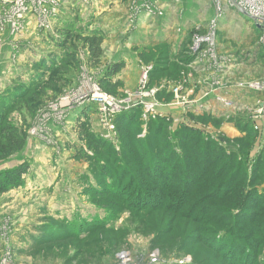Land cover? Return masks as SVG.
<instances>
[{
	"label": "rangeland",
	"instance_id": "1",
	"mask_svg": "<svg viewBox=\"0 0 264 264\" xmlns=\"http://www.w3.org/2000/svg\"><path fill=\"white\" fill-rule=\"evenodd\" d=\"M136 1L60 0V8L54 16H47L44 25L40 20L44 16L32 1L23 28L12 33L2 20L5 6L0 0V114L25 130L27 136L22 150L7 153L2 152L0 135V172L28 166L22 185L0 194V264H125L129 259L132 264H190L193 256L176 246L181 241L186 245L185 234L190 233L187 230L193 226L194 217L190 218L192 213L188 212L201 202L199 207L211 211L215 218L213 223L204 221L197 228L199 234H193L196 229L190 233L191 252H198L204 264H264V234H259L264 228L260 224L264 220V201H254L256 196H264V122L260 125L250 112L242 111L241 121L248 120L249 125L244 126L247 130L237 127L231 120L235 119L231 118L232 112L222 108L216 99L229 98L218 96L219 89L215 91L211 84L205 85L211 80L197 71L194 62L188 65L177 57L173 59L184 40L180 36L183 29L172 21L173 27L167 33L164 10L174 9L182 0H146L144 9L153 17L146 24L141 22L143 14L136 9ZM195 2L188 3V7ZM51 8L50 2L43 4V9ZM232 8L238 10L239 6L222 3L221 18ZM148 24L155 26L146 27ZM154 29L157 40L147 41ZM92 32L104 37L97 65L83 42ZM222 34L217 30V41L219 35L224 37ZM192 39L193 36L190 46ZM259 39L255 34L250 47L264 55L261 48H255ZM238 40L239 44L230 42L234 50L231 57L218 63L231 70L226 77H220L226 83L231 75L249 73L256 67L249 53L241 51L245 39ZM68 53L73 59H67ZM163 55L183 66L182 80L173 83L164 79L148 86L146 98L134 99L145 71L149 69L150 73ZM114 65L123 68L111 76ZM231 79L236 81L232 76ZM167 83L184 88L181 97L188 100L187 106L183 101L177 103L173 94L172 98H158L159 92L151 94ZM40 84L42 89L37 88ZM98 89L121 103L120 111L111 109L102 114L97 106L82 102L84 95ZM34 94L42 96L36 105ZM148 106L154 110L148 112ZM200 106L198 114L208 116L207 120L193 119L191 115L198 114L188 111ZM88 108L89 114L84 115ZM136 109L140 115L135 114L130 129L124 122L117 124V115ZM159 118L168 119L166 138L162 137L164 129ZM230 123L234 124L231 130L227 129ZM81 124L87 125L92 139L86 138ZM184 127L196 134L193 146L179 140L181 134L177 133ZM168 138L175 143L172 149L166 142ZM213 146L224 148L234 159L232 163H241L235 189L217 203L209 200H218L220 193L211 196L213 192L205 195L198 187L190 190L183 173L187 168L211 166L199 153ZM154 153L160 155L159 162L164 161V171L153 180L148 175V165H157ZM259 160L262 168L255 169ZM207 176L195 180L204 182ZM152 183L161 189L157 191ZM141 197H145V206L136 208L132 201ZM252 218L253 223L248 224ZM231 227H236L239 233L233 234L241 237H235V250L229 249L227 243L218 250L202 242ZM165 246L176 253H164ZM241 247L250 251V261H242Z\"/></svg>",
	"mask_w": 264,
	"mask_h": 264
},
{
	"label": "trees",
	"instance_id": "2",
	"mask_svg": "<svg viewBox=\"0 0 264 264\" xmlns=\"http://www.w3.org/2000/svg\"><path fill=\"white\" fill-rule=\"evenodd\" d=\"M194 33H195V30H192L187 34V36L184 38V40L180 43L179 48H177L176 54L174 55L173 59L176 60V57H177V59H180V61L182 63H187L188 65H190L194 62V56H192L190 54V50H189V46L191 44V38H192ZM219 36H221V35H219ZM83 42H84L85 48L88 49V51H89V54H90L92 61L94 62L95 65H97L100 62V59H101L102 54H103L102 45L104 42V37H102L100 34H98L96 32H92L90 35H88L87 37H85L83 39ZM181 56H185V59H182ZM73 57L74 56L72 54L68 53L67 59L71 60V59H73ZM122 68H123V65H114L110 70V75L115 76L116 74H118L121 71ZM182 72H185V69L183 68V66H181L177 61L175 63L170 62L168 56L163 55L161 58H159L157 60V62L153 66L152 71L149 73V85L148 86H150V87L155 86L158 83H160V81H162L164 79L169 80L170 82H173V83L180 82L182 80ZM37 88L42 89V85L41 84L38 85ZM157 96H158V98H160V97H171L172 98V94H169L167 91H161L158 93ZM34 97L36 98L34 105H36L39 101L42 100V96L39 94H34ZM88 111H89V108L83 114L88 115L89 114ZM135 114L140 115V112H138V110L136 109V110H132L131 112H127L125 115H121V114L117 115L116 116L118 118L117 124H120V121L124 122L127 129H130L131 125L133 124V120L135 119ZM204 116L191 115V117H193V119H197L198 121H204V120L208 119V116H205V117ZM202 117H204V118H202ZM117 118H115V119H117ZM242 119L243 118H241V117H237V118L231 119V120L237 125V127L241 126V128H243L242 130H244V129L247 130V128L244 126L249 125L248 124L249 121L247 120L246 122H243V121H241ZM167 120H168L167 118H159L157 120L159 125L162 126V129H164V131L161 130V133L163 135L162 137H164V138L167 137V132H168L167 129L169 128V126H168L169 123ZM158 123H156L155 125H158ZM81 127L83 128L82 132H84L87 135L86 138L92 139V135L89 133L90 130L87 128V125L81 124ZM0 130H1L0 135L2 137V142H3V151L2 152L7 151V153H14V152L22 150L25 147L26 142H27L26 131L10 124L7 120L6 115H3V114H0ZM159 130H160V128H159ZM180 134H181V136H180ZM194 134H195L194 131L190 130L189 128H185V127H184V129H182V131L180 130V132L177 133V135L180 136L179 140L183 144H187V145L191 144L192 146L195 142L194 139H196ZM193 137H195V138H193ZM250 137H251V134L248 136V138L251 141ZM166 142L171 149H172L171 145H173V146L175 145V143H172V140L170 138H168L166 140ZM202 148H204V150L207 149L206 146H202ZM205 152L199 153V154L200 155L202 154L201 158L204 159L203 161L205 163L208 162L207 165H211V166H206L203 169H201L199 167H195V168H191V169L190 168H187V169L184 168L185 172H183V173L186 174V177H185L186 180L185 181L188 184L187 188H190V190L192 189V187H198L199 189L202 190L201 193H203L205 195L206 194L211 195L210 193L213 192L211 196H214V195L216 196L217 193H220L218 196H216V198L218 200H215V198H212V200H209V202L214 201L215 203H217L219 201H223V198L226 195H229L233 191V189H235L233 187V184L237 180L236 177H237L238 172L240 171L241 163H237V162L232 163L231 160H234L232 158V156H228L226 154L225 149L220 148L218 146H213L212 150H208ZM174 153H177V152L175 151ZM170 154L173 155V152H170ZM157 155L158 154L154 153L153 158L157 162L156 166L159 165V167L148 165V168H149L148 169L149 170L148 175H149V177L153 178V180H154V178H157L155 175H158V174L162 173V171H164V169H163L164 163H162L164 161L159 162L160 157L158 158ZM158 156H160V155H158ZM144 159L146 160L148 158L145 157ZM160 160H163V159H160ZM260 160L256 164L255 169H258L259 165L261 164ZM176 164H178V161H176ZM234 165H237V167H235ZM209 167H211V168H209ZM259 168H262V167L260 166ZM178 169L180 170L179 167H175V170H178ZM27 173H28V166L27 165H22L20 167L11 169L9 171L0 172V194L6 193L8 191V189H10L11 187H18V186L22 185V179ZM202 175H205V176L208 175V176L206 177L204 182L197 183L196 180L198 179V177H200ZM224 175H226V178ZM195 178H196V180H195ZM217 181H218L217 185L214 186L213 183L214 182L216 183ZM152 184L155 186V189L157 191H159L161 189L158 187L157 184H155V183H152ZM206 188H208L209 191L204 190ZM211 188H212V190H211ZM119 190H122V188H119ZM185 191H186V189H185ZM183 193H185V192L183 191ZM185 194H187V193H185ZM122 195L119 197H122ZM145 197H141L140 199L133 200L132 202H133L134 206L136 208H143L145 206L144 205ZM187 197H188V194H187ZM206 197L208 198V196H205V198ZM237 198H235V200ZM163 199L165 200V198H163ZM129 201H131V199H129ZM254 201L257 204H261L260 201H264V196H256L254 198ZM201 203H203V202H201ZM148 204H151L152 206H154V208H156L155 203L149 201ZM170 204L171 203H169V205ZM200 204H198L196 207H193L192 211L190 209L191 212L190 211L188 212V215H189V213H192L190 218H192V216H194V217L192 218L193 226L191 227V229H189L187 231H190V233H191L192 231H194V229H196L195 233H193V234H197L198 232H200V230L197 228L199 226L204 225V221L207 220L208 223H211V221H212V223H213L214 218H215V214H211V211H206V208H200L199 207ZM221 209H223V208H221ZM249 215L247 217H250ZM258 217H259V215H258ZM223 219H225V218H223ZM253 221H254L253 218L248 219V224H252ZM234 223L236 224L235 221H234ZM260 224L264 225V220ZM234 232H238V231H236V227H231L228 230H226V228H225V229L221 230V232L212 234L209 239H204L202 242H204V244L207 247L212 248V249H218V250H221L223 248V244L227 243L229 249H231L233 251V250H235V249H233V247H235V248L238 247L236 245V243L234 242L236 239L235 237L239 238L238 240L241 239L239 234H237V236H236V234H233ZM190 233L185 234V236H188L186 245H185V242L181 241L180 244H178L176 247L177 248L181 247L182 249L188 251V253L193 256V261L190 264H204L205 259L201 258L198 252H191L190 251V248L193 247L192 244H190V238L192 235ZM259 234H264V228H262L260 230ZM176 235L177 234H172V236H174L175 239L177 238ZM179 235L181 236L184 234H179ZM160 236L161 235H159L158 237H160ZM231 237H233V238H231ZM155 243H157V242L155 241ZM244 245H246V244H244ZM187 248H189V250ZM240 250L242 252V255H241L242 261H245V260L250 261V259H249L250 258V256H249L250 251L248 249L244 250V248H242V247L240 248ZM164 251H165L164 253H166V252L173 253V254L176 253L172 249L168 250V246H165ZM255 260H256V258H255Z\"/></svg>",
	"mask_w": 264,
	"mask_h": 264
},
{
	"label": "built area",
	"instance_id": "3",
	"mask_svg": "<svg viewBox=\"0 0 264 264\" xmlns=\"http://www.w3.org/2000/svg\"><path fill=\"white\" fill-rule=\"evenodd\" d=\"M5 6V12L2 20H4L7 25L10 26L12 33L16 31H20L23 28L24 22L28 19V12H29V2L34 3L37 9L40 11L41 16H44L41 20L42 24L47 23V16L51 14L54 16L55 11L60 8V0H1ZM216 16L211 21L209 26L206 28L197 27L195 33L193 34L192 39V46H190L189 50L191 55L194 56V66L198 72L205 73L206 70L212 69L214 63L218 60V53L217 52V24L221 16L223 15L222 3L224 0H216ZM50 2L52 4L51 10L47 11L43 9V4ZM136 9L138 12L142 8L146 7V0H137L136 2ZM224 4V3H223ZM231 7L239 6V10H241L256 26L260 29V39H259V46L264 52V0H230L228 3ZM31 14V11H30ZM44 27V26H43ZM230 56H227V60ZM226 60V61H227ZM148 70L145 71V74L140 80L139 88L137 92L132 96L134 99L136 98H146L145 95L149 85V76ZM168 84V83H167ZM165 84L160 88H155L151 91V94L154 96L157 92L167 91L169 94H173L174 99L177 103L183 101L184 104L188 105V100L185 97H181V93L184 92V88L179 86H172V84ZM166 85L168 86L167 88ZM237 87L240 90L243 89H250L253 92L257 93V99L254 105H240L235 103L234 100L229 98V100L224 99L223 97H217L216 99L219 101V104L222 105V108H225L232 112L233 117L237 118L240 117L242 111H247L251 113V117L257 123H261L264 120V79L258 80H251L250 82H239ZM214 99H215V95ZM223 96V95H218ZM226 96V95H225ZM132 99V98H130ZM140 99H138L139 101ZM83 103H91L97 106L98 110L104 114V111L108 110L110 112L111 109L119 110L118 106L121 103H118L114 98L109 95L104 94L101 90L93 91L92 94H86L82 97ZM202 110L201 106L197 108H192L188 110L190 112H195L196 114L199 113V109ZM154 107L148 106V112H152ZM106 112V113H107ZM112 114H115L113 112ZM199 116V114H198ZM184 264V263H180Z\"/></svg>",
	"mask_w": 264,
	"mask_h": 264
},
{
	"label": "crops",
	"instance_id": "4",
	"mask_svg": "<svg viewBox=\"0 0 264 264\" xmlns=\"http://www.w3.org/2000/svg\"><path fill=\"white\" fill-rule=\"evenodd\" d=\"M192 1H196L195 5L192 7H188V3H192ZM230 2V0H224V5H227ZM216 3V5H215ZM216 6L217 1L216 0H182L180 2V5L177 7H173L174 9H165V18L167 20L166 25L164 27L165 31L170 30V27L172 28V21L178 22V28L183 29V33L180 34L182 38H185L186 35L194 28L201 27L206 28L211 21L216 16ZM5 12V8H4ZM140 13L143 14V16L140 18L142 19L141 22L146 24L147 20H150V18H153L151 13L148 11L146 13V9L142 8L140 10ZM141 14V15H142ZM148 16H147V15ZM155 26V24H153ZM150 24L146 25V27H153ZM172 30V29H171ZM220 33H223V41L222 37L219 36L217 43V53H218V60L214 63V66H212V69H208L205 71V76L211 80V82L205 81V85L208 86V83L213 86V89L216 91V89H219L218 92L220 95H226L232 100L235 101V103L240 105H254L257 99L258 94L253 92L250 89H243L240 90L237 85L239 82H250L251 80H258V79H264V59L261 57H264V55H261V51H254V47H250V41L255 34L260 36V29L254 26V24L251 22V20L241 11L237 10L236 8L228 9L225 11L224 17L221 18L218 21V29ZM237 31V34H235ZM173 32V30H172ZM167 33H164L167 35ZM174 35V32H173ZM175 36V35H174ZM158 37L156 35V29L153 31L152 37L149 38L147 41H155ZM243 37L246 42H243L242 44V52L249 53L247 56L252 60V65H254L255 70L252 71L249 70L248 72H243L240 74L231 75L235 78V82H232L231 76L226 78L228 81L227 83L221 79L220 77H226V72L231 71L230 69H225L224 66L218 65V63H223L227 59V56L234 53L232 43L239 44L238 38ZM160 39H162V36H159ZM233 40H238L237 42H234ZM248 41V42H247ZM227 42V43H225ZM229 42V43H228ZM232 42V43H230ZM245 44V45H244ZM255 48H260L259 44H255ZM229 53V54H228ZM231 53V54H230ZM238 53V52H237ZM228 54V55H227ZM243 54V53H242ZM254 59V60H253ZM259 62V64H258ZM225 74V75H223ZM204 77V79L206 78ZM207 79V78H206ZM216 92H213L215 95ZM213 96V95H212ZM214 97V96H213ZM212 97V98H213ZM264 122V120H263ZM262 123H260L261 125ZM234 124H228L227 129L231 130Z\"/></svg>",
	"mask_w": 264,
	"mask_h": 264
},
{
	"label": "bare ground",
	"instance_id": "5",
	"mask_svg": "<svg viewBox=\"0 0 264 264\" xmlns=\"http://www.w3.org/2000/svg\"><path fill=\"white\" fill-rule=\"evenodd\" d=\"M18 53V52H17ZM126 254V253H125ZM122 255V254H121ZM124 256V255H123ZM126 257H128V256H124V258H126ZM152 257V256H151ZM154 257V256H153ZM119 259V258H118ZM126 262H128L129 264H132L131 263V261H130V259L129 260H126V261H124V263L126 264ZM152 262L153 261H151V262H145V264H152ZM103 264V263H102ZM142 264H144V263H142Z\"/></svg>",
	"mask_w": 264,
	"mask_h": 264
}]
</instances>
